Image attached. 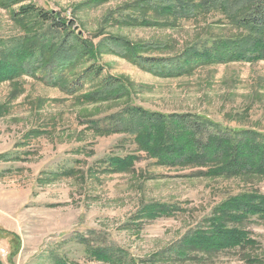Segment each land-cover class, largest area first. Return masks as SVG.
I'll return each instance as SVG.
<instances>
[{"label":"rangeland","instance_id":"374dc122","mask_svg":"<svg viewBox=\"0 0 264 264\" xmlns=\"http://www.w3.org/2000/svg\"><path fill=\"white\" fill-rule=\"evenodd\" d=\"M94 1L0 0V37L24 33V24L11 11L29 3L59 12L85 38L119 34L160 43L163 48L147 56L178 54L197 42L247 32L222 9L175 27L111 25V13L133 0L90 4ZM98 63L103 75L128 82L130 96L88 100L84 96L94 89L90 83L71 94L28 74L0 81V154H8V160H0V245L7 251L0 258L6 264H52L58 256L72 264H93L86 243L122 247L148 260L190 231L207 227L214 207L226 198L251 189L264 193V177H188L191 169L157 165L138 151L131 135L101 134L91 125L134 103L264 132L263 59L204 65L175 77L155 75L112 53H103ZM130 154L139 156L133 168L109 170L107 157ZM155 203L179 209L147 216L145 209ZM243 228L254 243L201 253L200 260L152 264H264V220L252 217Z\"/></svg>","mask_w":264,"mask_h":264},{"label":"trees","instance_id":"16d2710c","mask_svg":"<svg viewBox=\"0 0 264 264\" xmlns=\"http://www.w3.org/2000/svg\"><path fill=\"white\" fill-rule=\"evenodd\" d=\"M100 1L90 4L97 5ZM217 9H222L247 32L235 38L197 42L178 54L147 56L146 53L163 48L160 43L135 42L119 34L96 33L85 38L59 12L34 3L24 4L11 11L13 19L24 24V33L0 37V81L28 74L71 94L84 90L90 83L94 89L84 98L103 101L128 97L131 92L123 78L103 75L104 67L98 63L103 53L127 58L163 77L179 76L215 63L264 60V0H133L118 7L108 19L111 25L175 27L181 20L195 19ZM85 62L89 64L76 72ZM91 123L101 134L131 135L138 151L159 166L191 169L188 177H264V132L254 128H229L199 113H165L134 103ZM7 155L0 154V160H8ZM138 159V155L130 154L110 156L106 161L110 171L122 172L133 168ZM178 209L176 205L155 203L145 212L156 217L172 215ZM252 217L264 220V193L256 189L226 198L214 207L206 220L207 227L190 231L148 260H139L118 246L86 243V252L93 264L200 260L201 253L254 243L243 228ZM0 264L6 263L0 258ZM52 264L72 263L58 256Z\"/></svg>","mask_w":264,"mask_h":264},{"label":"built area","instance_id":"2783aa9c","mask_svg":"<svg viewBox=\"0 0 264 264\" xmlns=\"http://www.w3.org/2000/svg\"><path fill=\"white\" fill-rule=\"evenodd\" d=\"M0 254H1L2 256H5V255L7 254L6 249H5L3 246H1V245H0Z\"/></svg>","mask_w":264,"mask_h":264}]
</instances>
